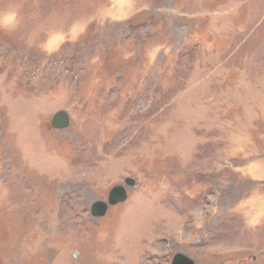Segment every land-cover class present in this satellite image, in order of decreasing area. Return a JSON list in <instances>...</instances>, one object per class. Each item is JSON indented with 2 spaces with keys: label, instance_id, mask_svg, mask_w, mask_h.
Returning <instances> with one entry per match:
<instances>
[{
  "label": "rangeland",
  "instance_id": "rangeland-1",
  "mask_svg": "<svg viewBox=\"0 0 264 264\" xmlns=\"http://www.w3.org/2000/svg\"><path fill=\"white\" fill-rule=\"evenodd\" d=\"M177 254L264 264V0H0V264Z\"/></svg>",
  "mask_w": 264,
  "mask_h": 264
},
{
  "label": "water",
  "instance_id": "water-1",
  "mask_svg": "<svg viewBox=\"0 0 264 264\" xmlns=\"http://www.w3.org/2000/svg\"><path fill=\"white\" fill-rule=\"evenodd\" d=\"M69 115L66 111H61L55 115L52 126L55 129H63L69 125ZM127 185H134V181L131 179L126 180ZM127 198V192L124 186L116 187L110 193L107 202H96L91 208V214L95 218H100L106 215L110 206H114L123 202ZM173 264H195L193 260L186 257L183 254H177L173 259Z\"/></svg>",
  "mask_w": 264,
  "mask_h": 264
}]
</instances>
